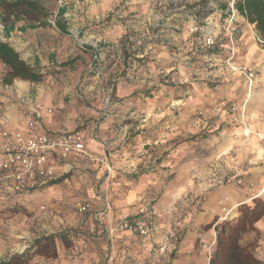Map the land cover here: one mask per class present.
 <instances>
[{
    "label": "rangeland",
    "instance_id": "rangeland-1",
    "mask_svg": "<svg viewBox=\"0 0 264 264\" xmlns=\"http://www.w3.org/2000/svg\"><path fill=\"white\" fill-rule=\"evenodd\" d=\"M38 1L49 12V25L39 28L53 29V32L26 36L25 39H33L34 43L39 41L37 42L39 43V48L36 49L39 50V55L42 56L45 63L50 55L59 62L49 67L38 69L45 76L42 82H44L45 87L50 88L54 95L65 99L67 104H74L84 109L91 108L96 111H98L99 107L106 105L113 111L114 116L110 118L113 119L112 121L115 120L111 123L114 126L105 131L108 141L115 139L111 133L115 135L117 133V135H122L126 146L136 141L135 139H140L142 132L146 131V128H142V116L132 117L128 116L127 112L124 113L125 110L130 109L129 101L127 103L125 101L113 103L116 97L115 94L118 92L117 84L120 80L132 82L135 84L133 86L137 85L133 93L135 94L133 96L135 100L132 102L135 107H141L142 102H145L147 97L152 96L151 92L156 93V90L160 89L162 85L169 86L168 90H174L175 99L167 104L164 103L165 109L170 112L162 116H155L151 121L149 120L151 122V131L145 134L146 137L142 139L144 144H141L135 153L138 158L142 159L144 157V162L141 163V166L136 164L134 172H123V179L131 181H140L146 176L156 175L153 180H145L144 187L149 188L144 197L146 203L149 202L153 205L159 202L161 207L164 208L171 205L174 201L170 200L169 202V200L166 201L161 198L165 187L170 184L177 174V164L179 162L173 163L172 159L178 157V152L181 154V161H186L190 155L194 154L198 161H201L212 157L215 152L218 155L224 154L223 158L232 155V153L236 157L232 147H224L228 140L236 143L240 139L244 142L250 138L254 145H257V139L251 137L253 133L250 136L244 134L243 130L246 127L241 122L239 112L233 113L230 108L233 105L238 107L245 105L246 109L249 112L251 111L249 113L251 121H256L257 97H253L251 94L255 93V91L257 92V90L258 92H264L262 85L257 88L256 82V86L253 87L250 93L246 83L245 99L238 101L237 98H229L227 100L226 96L223 95V84L218 81L229 74L222 60L226 52L218 48H208L204 45L205 31L202 29H206L207 24L213 29V32L222 29L224 18L228 13V7L234 2L233 0H207L205 5L200 6L197 3L201 0H107V11L104 13L105 16L103 18L101 16L96 18L95 14L97 9H99L98 5L102 4L104 0ZM59 8H65L68 13L60 18L61 21L65 19V28L68 29L69 36L66 37L69 41L67 43H63L61 34L55 31V16ZM207 11L210 13L207 17H203ZM196 15L197 18L195 17ZM110 21L111 23L115 22V26L119 27L118 35L115 39L106 38L107 36L103 35L104 31L100 35H96L97 32L93 34L96 30L109 26ZM252 26L254 27V25ZM112 28H114L113 25L109 29ZM15 33L12 34L11 43H13ZM0 38L5 39L1 35ZM96 40L107 41L108 43H122V51L125 53L141 49L148 52L144 54V57L138 55L135 58V60L142 61L139 66L133 67L136 65L135 63L132 67L129 65L128 69L125 68L121 56L120 59L123 61L121 64L104 69L99 74L92 76L88 70L92 58L89 62L87 61L85 54H83L87 53V51L83 47L91 45ZM253 42L257 49L261 52L264 51V42L258 35L253 36ZM35 44H33L32 48ZM62 44L68 45V48L73 47V53H77L73 54L74 57L71 60H67L68 57L63 56L61 52H57L58 50L64 51L68 49L67 47L63 49ZM30 45H32L31 42ZM158 49L166 50L171 55V69L166 66L151 67V62L156 59H151L150 56L157 54L159 52ZM260 61H262V55L257 58V62ZM162 69L168 74L169 83L165 82L163 74H161ZM253 70L256 71L259 78L264 76V68H255ZM150 72L152 76H148ZM263 81L260 80L259 83L262 84ZM13 83H16L17 86L14 84L9 85L7 89L8 97L11 98L12 103L18 104V107L25 105L19 101L23 96L18 97V94L21 92V87L30 88L27 85L30 81L14 80ZM22 83H26V86H23ZM2 89L5 91V88ZM244 90V86L241 85L238 90L235 89V93L240 92L241 96ZM2 93L4 92L0 88V95ZM77 94L81 95L82 98L78 97V99H75L73 95ZM107 97L111 98L109 104L106 102ZM118 108L125 110L119 116H116L115 112L118 111ZM56 110L59 112L63 108L57 106ZM89 113L91 114L92 111L75 117L70 116V119L79 123L85 119L86 122L95 121V119L100 117L92 114L91 116ZM99 120L102 121V118ZM161 123L164 124V128L158 129ZM86 125L81 124L78 126L85 127ZM110 129H114V131L110 132ZM237 130L241 132L238 133ZM161 141H163L162 145H164V148H161ZM159 155L161 156L158 159ZM122 156L124 157V154ZM148 157L152 162H149ZM208 166L210 167V165ZM252 166H257V161L253 162ZM198 173L202 172L199 170ZM235 174H237L236 177L231 180L230 185L226 184V186H231L232 189L246 188V174L243 176H240L238 172ZM113 175L112 173L104 184L107 191L112 190V182L117 179ZM67 177L68 180L64 177L60 182L53 184L56 185L55 188L50 185V187L40 191L35 190V193H27L25 196L13 194L0 197V248L6 249V253L2 254V258H8L14 253H20L18 251L25 242L28 247L34 245L37 239L40 240L43 237L59 234L69 229L77 232L78 235L74 238H57L54 246L42 240L40 244L34 245L30 264H33L32 260L37 256L53 257L55 253L59 252L61 247L65 248L72 257H81V255L89 251V245L83 252H80L75 246H79L83 243L82 241H85L84 243H88L86 240L94 241L93 235L89 232L90 229H82L83 225L78 223L79 217L82 218L84 216V218H87L88 215H93V212L80 214L77 211V204L82 201H88L86 200L89 197L88 191L90 188L88 186L90 184L94 186L97 178L93 177L91 170L76 171L75 173H70ZM192 178L203 181L201 180L202 174ZM238 179H241L242 182L238 183ZM250 188L253 189L254 186L250 185ZM98 189H100L99 186ZM228 201V197L219 201V205L225 211L223 212V217H227L225 208ZM259 201L264 200H249L247 201L248 205L239 206L234 218L220 221L223 218L218 215L214 220L202 226V231H213V239L209 244L198 241L196 245V249L206 252L207 264H210L211 258L217 250L216 241L222 225L226 223L230 233L237 235L240 242L243 241L245 233L253 231L254 219L260 211L264 210V205H259ZM192 206L189 204L184 207L183 218H190L193 215ZM196 208L197 213L201 211L199 207ZM255 210H257L256 213L254 212ZM156 219L158 220V216ZM173 220H171V223ZM134 236L138 237V239L142 238L137 234H134ZM253 237L247 240V244L241 243L247 245L255 254L254 246L257 236ZM10 245H12V248L8 247ZM127 247L125 245L121 248L122 255L125 257L123 264H149L152 262L155 254L154 249L150 251L149 256L140 257L134 254L133 257L129 255V251L126 250ZM175 255V252L166 255L164 264H173ZM132 258H134L132 263L126 261Z\"/></svg>",
    "mask_w": 264,
    "mask_h": 264
},
{
    "label": "crops",
    "instance_id": "crops-1",
    "mask_svg": "<svg viewBox=\"0 0 264 264\" xmlns=\"http://www.w3.org/2000/svg\"><path fill=\"white\" fill-rule=\"evenodd\" d=\"M107 4L108 1L104 0L102 4L98 5L99 9L96 11V18H100V16L103 18V16H105L104 13L107 11ZM66 14L68 13L66 12L64 15ZM64 21L65 19H63L61 22L64 23ZM112 25L114 28L109 29ZM115 25V22L111 23L110 21L109 26L100 28V30H94L95 32L93 34L97 32L96 35H100L102 31H104L103 35L105 37L107 36L106 38L109 37L115 39L119 31V27H116ZM236 27V38L239 51L238 61L247 64V66L252 69H263L264 51L261 52L259 49H257V46L253 42V36L258 35V33L254 27L240 15L236 16ZM55 31L61 34L63 43H67L69 41V39L66 37L69 36V33L67 32L68 29H61L56 26ZM44 32H53V29L36 28L25 32L19 31L16 32L15 36L13 37L12 44L16 50L19 52L21 57L37 71L40 68L47 66L49 67L50 65L59 63L52 55L48 57V64L47 61L45 63V61L42 59V56L39 55V50L36 49L39 48V43H37L39 41L35 42V44L33 39H25L26 36L39 35ZM30 42L32 45H30ZM33 44H35V46L32 48ZM61 46L63 49L66 47L68 48V45L62 44ZM158 51L159 52L157 54H152L150 56L151 59H156L151 62V67L156 68L160 66H166L167 68L171 69V55L166 50L158 49ZM57 52H61L63 56L68 57L67 60H71L74 57L73 54H77L75 52L73 53V47H69L64 51L58 50ZM147 52L148 51H145V53ZM83 54H85V58H87V61L89 62L91 60L90 53L87 52ZM261 55L262 61L257 62V58L261 57ZM138 61V63L135 62L136 65L133 67L139 66L140 62H142L141 60ZM122 62L123 61L119 58L116 60L113 66H116L119 63L121 64ZM40 72L43 73L42 71ZM148 76H152L151 72ZM263 77L259 78V76H257V88L262 85L264 89V81L262 84L259 83L260 80H264ZM156 80L154 81L156 82ZM218 81L223 84V95L226 96L227 100L229 98H237L238 101L245 99L246 82L237 73H229ZM43 83L44 82L42 81L30 82L27 85L31 89H25L23 87L20 88L21 92L18 94V97H23L22 99L18 100L25 104L21 105L20 107H18V104L11 102V98L8 97L9 95L7 89L4 91V89L0 87L1 91L4 92L2 95H0V107L3 111L0 121V158L2 157V146L5 142V139L2 137V131L7 130L11 133H14L19 130H26V111L32 105V103L40 102L43 109L46 107H51L53 108V112L48 114L42 109V116L39 119L36 128L37 132L55 133L61 130L81 129L85 135L88 149L90 152L95 154L99 160L93 162L81 161L80 163L76 164L70 162L66 164L60 163L56 159H50V164L55 165L60 178L66 176V179L68 180L67 176L70 173H75L76 171L81 172L85 170H91L93 172V177L97 178L96 184H94V186L91 184L88 186L90 188L88 191L89 197L86 199L92 202L95 215H88L87 218H84V216L82 218L79 217L78 220V223L83 225L81 227L82 229H90L89 232L93 235L94 241L92 242L86 240L88 243L85 244L87 248L89 245V251L81 255V257H72V255L68 253L65 248L61 247L59 248L57 256H37L32 260L33 264H109L111 261L110 258L114 254L115 258L113 263L123 264V259L125 257L122 255L121 248H123L125 245L130 247L129 255L134 256L135 254L136 256L140 257L149 256L151 251L149 244L155 245V240H148L145 238L138 239V237L134 236V234L130 231H118L114 235L112 241H110L107 234V230L111 226L113 227L126 218L136 215L139 208L143 205H147L156 214H158V220L156 219L159 226L158 238L156 239L157 241L163 240L165 238V234L171 224L172 219H182L183 224L181 229L184 237L182 236V239L178 242L173 251L176 254L173 258V264H207L208 261L206 252L196 249V245L198 241L209 244L213 239V231H202V226L211 220H214L218 215L223 218L220 219V221L234 218L237 214L239 206L247 203L249 200H264V92H258L257 90V92L255 91V93L251 94V96L257 97L256 121H251V116L249 114L251 111L249 112V110L246 109V121L248 123L247 129L251 132L249 136L253 133L251 137L257 139V145H254L250 138L247 141H244L245 143L241 141V139L236 143L228 140L224 147H232L233 151L236 153V157H234V153H232L230 156L219 159L218 157L221 154L218 155L215 152L212 157L205 158L201 161H198L195 154L190 155L189 159L186 161H181L182 157L180 152H178V157L176 159H172L173 163L179 162L177 164V174L170 184L165 187L161 198H164L166 201L169 200V202L170 200L174 201L171 205L163 208L159 202L153 205L149 202L146 203L144 198L149 190L148 187H144L145 180H153L156 175L153 174L151 176H146L140 181H131L128 179H123V172H134L136 164H138L137 166H141V163L144 162V157H142V159L138 158L137 154L135 153L137 152L138 147L141 144H144L142 139L143 137H146L145 134L150 133L151 131V122H149V120L151 121L155 116H162L170 112L165 109L164 103L167 104L168 102L175 99L174 90H168L169 86L162 85L160 89L156 90V93L151 92L152 96L147 97V100L142 102L141 107H135V104L132 102L135 100V97H133L135 94L133 93L137 85L133 86L135 84L129 81H119L117 84L118 92L115 94L116 97L113 103H118L117 101L120 103L125 101L127 103L129 101L130 109L128 108L129 110H121L118 108V111L115 112V115L119 116L120 113L125 110L124 113L127 112L126 114L128 116H142V128H146V131L144 130L142 132L143 134L140 136V139H135L136 141L125 146V141H123L122 135H117V133L116 135L111 133L112 136L115 137L114 140L108 141V139H106L105 131H108L110 127L112 128L114 125L111 123L115 121H112L113 119L110 118L114 116L113 111H111L106 105L99 107L98 111H96L91 108L84 109L75 106L74 104H67L65 103V99L54 95L50 88L45 87V84ZM13 84L14 83L12 82L9 85ZM22 84L23 86H26V83ZM14 85H16V83ZM241 85L244 86L245 90L240 96L241 93H235V89L238 90ZM73 96L75 99L81 97L79 94ZM138 101L140 100L138 99ZM57 106H60L63 108V110L58 112L56 110ZM89 111H92L91 114L93 116L100 117L95 119V121L90 120L86 122L85 119L79 123L70 119V116L75 117L80 114L88 113ZM91 114L89 113V115ZM100 118H102V121L99 120ZM81 124L87 125L85 127H79L78 125ZM160 128H164V124H159L158 129ZM109 131L112 132L114 129H110ZM240 132L241 131H238V133ZM11 138L12 136L9 137V140ZM162 144L163 141H161V148H164V145ZM119 147L122 150H120ZM158 148L160 149V147ZM123 154L124 157L122 156ZM160 156L161 155H159L157 158L159 159ZM255 161H257V166H252L253 162ZM149 162H152L150 158ZM208 165H210V167ZM199 170L202 173H198ZM236 172H238L240 176L246 174V188L232 189L231 186H226V184L230 185L229 183H231L233 177L237 175L235 174ZM112 173L114 174L113 177H117V179H115V182H112V190L110 189L111 191H107V188L104 187V184L111 177ZM201 174V180L203 181L192 178ZM226 175H230L232 178L227 180L225 179ZM250 185H253L254 188H250ZM98 186L100 189H98ZM47 187L50 186H46L36 191H40ZM51 187L55 188L56 185H52ZM5 195L13 194L9 193L6 189H0V197ZM18 196L22 195L18 194ZM227 197L229 198L225 208V210H227V217H223V212L225 211L222 210V207L219 205V201ZM107 199L110 203V210L109 213H103V211L106 209ZM200 202L201 204H199ZM189 204L193 205L191 208L193 215L190 216V218L185 219L182 217V212L185 209L184 207L188 206ZM196 207H199L201 211L197 213ZM97 213L103 214L98 215V217ZM253 227V231L245 233L243 241L241 242L245 244L247 240L254 238L253 236H257V241L255 242L254 246L255 255L257 258L264 261V214L253 224ZM82 242L84 243L85 241ZM11 246L12 245L8 247ZM26 247L27 244L25 242L23 247H21L18 252H23ZM3 253H6V249L0 248V257H2ZM126 261H130L132 263L134 258L130 260L127 259Z\"/></svg>",
    "mask_w": 264,
    "mask_h": 264
},
{
    "label": "built area",
    "instance_id": "built-area-1",
    "mask_svg": "<svg viewBox=\"0 0 264 264\" xmlns=\"http://www.w3.org/2000/svg\"><path fill=\"white\" fill-rule=\"evenodd\" d=\"M234 1V0H233ZM237 10L233 2L230 4L227 16L224 18L222 29L213 32V29L207 24L204 34V45L208 48H218L226 52L222 59L225 68L229 73H237L242 77L251 93L257 82L256 71L246 64L238 61V42L236 38V16ZM197 18V15L195 16ZM95 49V58L98 61L105 62L109 55H117V59L122 56V43H108L107 41L96 40L91 43ZM152 49V47H150ZM145 54V53H144ZM144 54L140 56L144 57ZM214 55V54H213ZM161 74L166 83H169L168 74L162 69ZM0 87L8 89L9 84H5L0 78ZM106 102L109 104L111 98L107 97ZM42 104L34 102L26 111L25 118L27 122L26 130L16 132L2 131V137L5 142L2 146V157L0 158V189H6L11 194H26L35 190L44 188L53 180L59 179L60 175L54 164H50V159H56L60 163H80L81 161L93 162L99 158L90 152L87 146L86 138L81 129L61 130L55 133L37 132V124L42 116ZM46 113H52L53 108L46 107L43 109ZM231 112H239L244 129H247L246 106L233 105ZM3 115L0 107V121ZM245 134V133H244ZM250 134V133H249ZM246 135V134H245ZM12 138L9 140V137ZM248 136V134H247ZM224 154L218 158L222 159ZM236 176L233 177V179ZM232 177L226 175L225 179ZM238 183L242 180L238 179ZM110 203L106 200V209L103 213H109ZM77 211L80 214L93 212L94 208L90 201H82L77 204ZM103 213H97L101 215ZM95 215V214H94ZM136 218H126L115 226L107 230L109 240L112 241L118 231H130L145 239L155 240L153 245L155 254L149 264H164L166 255L172 253L182 239L181 218H176L168 227L163 240L157 241L159 226L156 220L157 214L147 205H143L136 213ZM99 217V216H98ZM80 252L86 250L85 243L75 246ZM115 254L111 256L110 263L114 264Z\"/></svg>",
    "mask_w": 264,
    "mask_h": 264
},
{
    "label": "trees",
    "instance_id": "trees-1",
    "mask_svg": "<svg viewBox=\"0 0 264 264\" xmlns=\"http://www.w3.org/2000/svg\"><path fill=\"white\" fill-rule=\"evenodd\" d=\"M205 3L207 0H201L197 4L200 6L205 5ZM233 4L238 15L254 25L260 39L264 42V0H234ZM65 13V8H59L55 16L56 26L61 29H65V24L60 20ZM209 13L207 11L203 17H207ZM48 16L49 12L38 0H0V35L5 38L4 40L0 38V78L5 84H11L14 80L40 82L44 79L43 73L37 71L21 57L10 39L15 32H25L49 25ZM83 48L90 53L92 58L88 69L92 76L99 74L104 69L113 67L117 60V55L114 54L109 55L105 62L98 61L95 58L96 51L91 45H85ZM144 53V49L128 53L123 52L124 67L128 69L129 65L132 67L135 62L138 63L139 61L135 58ZM64 177L66 176L53 180L46 186L56 184ZM260 204L264 205V201H259ZM245 205L248 203L243 204V206ZM254 212L256 213L257 210ZM263 214L264 210L260 211L254 221L256 222ZM136 217L138 216L135 215L130 218ZM76 235L78 233L75 231L64 230L59 234L37 239L34 245L47 241L48 244L54 246L57 238H74ZM216 242L217 250L212 256L210 264H264V261L257 258L247 245L240 242L237 235L230 233L226 223L219 230ZM34 245L28 246L23 252L14 253L8 258L0 257V264H30ZM149 246L151 250L154 248L152 244ZM129 248L127 247L126 250L130 253ZM57 254L55 253L53 257Z\"/></svg>",
    "mask_w": 264,
    "mask_h": 264
},
{
    "label": "bare ground",
    "instance_id": "bare-ground-1",
    "mask_svg": "<svg viewBox=\"0 0 264 264\" xmlns=\"http://www.w3.org/2000/svg\"><path fill=\"white\" fill-rule=\"evenodd\" d=\"M244 133H245L246 135H247V134L249 135L250 130H249V131L247 130V132H246V129H244Z\"/></svg>",
    "mask_w": 264,
    "mask_h": 264
}]
</instances>
